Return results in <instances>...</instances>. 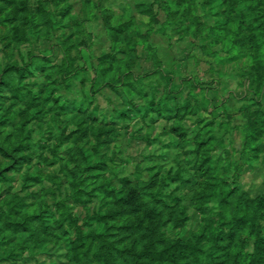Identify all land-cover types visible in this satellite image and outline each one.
Segmentation results:
<instances>
[{
    "label": "rangeland",
    "instance_id": "obj_1",
    "mask_svg": "<svg viewBox=\"0 0 264 264\" xmlns=\"http://www.w3.org/2000/svg\"><path fill=\"white\" fill-rule=\"evenodd\" d=\"M242 3L258 60L231 0H0V74L26 69L21 84L7 80L40 104L0 91L15 118L0 147L19 145L28 161L4 172L0 213L13 221L16 197L49 221L59 204L80 220L104 215L108 188L129 201L122 221L146 227L147 211H161L169 241L205 234L214 264H251L264 236V0ZM54 101L85 123L56 117ZM74 179L85 205L69 201ZM245 215L252 227L235 222ZM108 223L97 230L118 248L142 249L146 230L123 237ZM64 245L24 244L0 223V264H79Z\"/></svg>",
    "mask_w": 264,
    "mask_h": 264
},
{
    "label": "trees",
    "instance_id": "obj_2",
    "mask_svg": "<svg viewBox=\"0 0 264 264\" xmlns=\"http://www.w3.org/2000/svg\"><path fill=\"white\" fill-rule=\"evenodd\" d=\"M231 1L240 12L244 29L248 33L249 42L256 52L254 58L258 60L259 55L257 52H259V47L256 43V35L247 10L242 0ZM14 37L20 38L17 32L14 34ZM25 72L26 69H19L14 65L6 67L0 74V91L9 92L14 100L20 98L23 101L25 100L24 104L26 108H38L40 106L39 103H35V100L28 96L26 98L21 96L20 90L13 87L7 80L8 77L16 76L15 82L19 85L25 79ZM50 100V96H46L42 102L43 104H47ZM49 110L58 118L70 117L71 124H74L76 127L85 123L84 114L86 113L76 111L72 105L57 104L54 101ZM23 114H25V111H23ZM16 117L20 118L19 115ZM89 118L91 117L89 116ZM13 119L15 120V118L7 113V110L4 112L0 111V130L11 126ZM90 120L96 121L95 118ZM22 153L23 147L19 145H15L11 149L0 147V156L8 160L5 169L0 170V183L6 180L5 171L18 172L22 165L27 164L26 157H17V155ZM18 160L22 161V163L18 162ZM85 172H90V166L86 167ZM74 182L72 183L74 186L69 201L76 205H85L90 199V193L78 187L75 179ZM105 192L106 197L111 200V207L104 215H92L80 220L70 214L67 205L59 204L57 206V211L59 212L58 219H51L52 221H49L51 217L43 214L39 208L32 209L31 205H28L26 202L23 203L15 197L7 202L8 212L13 213L15 219L8 221L6 214L1 212L0 223L6 229H11L13 232L20 234L24 244H28L29 242L36 244L41 241L56 243V241L60 240L66 244L64 246L72 254L74 262L79 264H116V261H119L120 264H214L216 252L213 250V247L207 250L203 249V246L208 242V237L205 234L194 236L187 242H183V240L169 241L165 232L166 223L162 220V215H160L161 211H158L156 214L155 210L150 209L147 211L146 216L152 221L146 227H143V222L139 217L135 219V222L122 221L121 219L128 216L130 212L127 209L129 201L116 197L114 191L108 188L105 189ZM136 212H138L137 209L133 210L132 214ZM108 221L112 222V228L121 232L123 237L138 234L146 230L147 232L141 235V239L145 240L142 249L136 252V244L120 249L116 246L115 242L109 241L108 237L110 235L106 233L107 228L104 231L97 230V228L103 229L105 225L109 224ZM235 222L238 225L252 227L255 224V217L245 215ZM251 258V264H263V235L255 237Z\"/></svg>",
    "mask_w": 264,
    "mask_h": 264
}]
</instances>
